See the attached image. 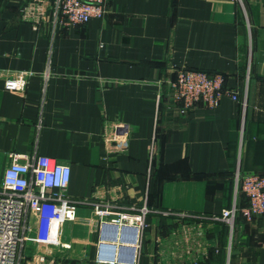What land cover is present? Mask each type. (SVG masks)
Returning <instances> with one entry per match:
<instances>
[{
	"label": "crops",
	"instance_id": "obj_1",
	"mask_svg": "<svg viewBox=\"0 0 264 264\" xmlns=\"http://www.w3.org/2000/svg\"><path fill=\"white\" fill-rule=\"evenodd\" d=\"M57 1L0 0V191L11 154L44 155L70 165L77 205L67 249L40 242L31 215L20 264H264V216L217 219L246 204L238 169L264 173V0H109L76 27ZM250 51L245 113L230 97L181 113L177 69L243 95ZM22 72L25 89H6ZM144 208L140 233L115 222Z\"/></svg>",
	"mask_w": 264,
	"mask_h": 264
},
{
	"label": "built area",
	"instance_id": "obj_2",
	"mask_svg": "<svg viewBox=\"0 0 264 264\" xmlns=\"http://www.w3.org/2000/svg\"><path fill=\"white\" fill-rule=\"evenodd\" d=\"M109 0H58L57 13L63 15V24L68 27L85 25L92 19H102L108 12ZM250 51L246 87L243 95L240 89L226 85L228 76L223 73L202 69L179 68L176 80L172 82L171 98L182 114L199 104L216 108L223 97L241 102L243 113L248 104V86L251 78ZM31 73L22 72L7 78L5 88L23 91ZM117 134V133H116ZM72 169L68 164L55 162L40 155L31 159L26 155L11 154V163L6 168L0 191V264H20L24 258L26 235L31 230L30 217L36 216L34 232L42 243L58 240L63 248L70 244L61 243L63 226L73 222L77 215V205L67 194L71 182ZM235 191L248 200L246 207H240L237 198L233 206L224 209L217 219L226 222L231 231L237 218L248 221L264 216V173H243L235 175ZM148 210L140 213H119L115 222L122 223L140 233L146 228ZM109 214L101 210V215Z\"/></svg>",
	"mask_w": 264,
	"mask_h": 264
},
{
	"label": "trees",
	"instance_id": "obj_3",
	"mask_svg": "<svg viewBox=\"0 0 264 264\" xmlns=\"http://www.w3.org/2000/svg\"><path fill=\"white\" fill-rule=\"evenodd\" d=\"M225 76H228V75H225ZM241 196L245 197V195H243V194ZM245 201H246V204L245 205L242 202L241 203L238 202V204L240 205V207H246L248 205V200H247L246 197H245Z\"/></svg>",
	"mask_w": 264,
	"mask_h": 264
},
{
	"label": "water",
	"instance_id": "obj_4",
	"mask_svg": "<svg viewBox=\"0 0 264 264\" xmlns=\"http://www.w3.org/2000/svg\"><path fill=\"white\" fill-rule=\"evenodd\" d=\"M105 247H107V246H105ZM107 248H110V247H107Z\"/></svg>",
	"mask_w": 264,
	"mask_h": 264
}]
</instances>
